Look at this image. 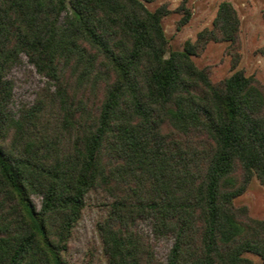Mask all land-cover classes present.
Segmentation results:
<instances>
[{
  "label": "trees",
  "instance_id": "obj_1",
  "mask_svg": "<svg viewBox=\"0 0 264 264\" xmlns=\"http://www.w3.org/2000/svg\"><path fill=\"white\" fill-rule=\"evenodd\" d=\"M156 1L0 0V264H71L90 208L99 256L82 264H264V217L236 202L264 185V82L239 68L240 12L221 1L174 49L164 18L181 30L192 9ZM211 42L230 57L220 80L195 60ZM24 57L44 84L14 110Z\"/></svg>",
  "mask_w": 264,
  "mask_h": 264
},
{
  "label": "rangeland",
  "instance_id": "obj_2",
  "mask_svg": "<svg viewBox=\"0 0 264 264\" xmlns=\"http://www.w3.org/2000/svg\"><path fill=\"white\" fill-rule=\"evenodd\" d=\"M183 0H157L149 3L150 7L169 2L172 9L177 8ZM223 0H188L192 9L190 21L181 30L177 29L180 13H172L164 18V27L170 38L172 48H182L184 42L195 39L198 32L212 25L219 3ZM240 12L242 19L241 41L242 60L239 68L248 75H255L264 82V0H230ZM199 65H212L213 78L220 80L232 73L230 57L226 53V44L211 42L206 51L195 57ZM10 78L14 81V102L12 108L17 110L21 103H32L36 92L44 84V78L28 63L24 57L22 64L16 66ZM40 206V198H35ZM236 202L247 204L250 213L255 217H264V185L254 178L245 194L238 197ZM98 217L96 209L90 208L85 213L71 242L68 257L71 264H82L88 256H99V241L95 230ZM145 228L147 226L144 225ZM173 244L172 240H160L156 245L158 255L165 257Z\"/></svg>",
  "mask_w": 264,
  "mask_h": 264
}]
</instances>
